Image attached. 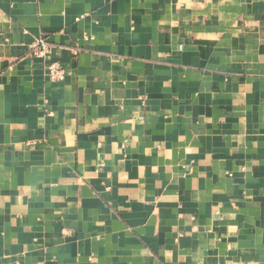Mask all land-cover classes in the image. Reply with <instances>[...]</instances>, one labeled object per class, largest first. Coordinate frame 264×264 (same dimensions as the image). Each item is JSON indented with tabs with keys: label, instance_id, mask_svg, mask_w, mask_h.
<instances>
[{
	"label": "crops",
	"instance_id": "1",
	"mask_svg": "<svg viewBox=\"0 0 264 264\" xmlns=\"http://www.w3.org/2000/svg\"><path fill=\"white\" fill-rule=\"evenodd\" d=\"M0 264H264V0H0Z\"/></svg>",
	"mask_w": 264,
	"mask_h": 264
},
{
	"label": "built area",
	"instance_id": "2",
	"mask_svg": "<svg viewBox=\"0 0 264 264\" xmlns=\"http://www.w3.org/2000/svg\"><path fill=\"white\" fill-rule=\"evenodd\" d=\"M54 47L45 39V37H37L28 47V55L38 58L46 59L53 51ZM46 75L51 83L62 82L67 76V71L61 67L57 62H50L46 66Z\"/></svg>",
	"mask_w": 264,
	"mask_h": 264
}]
</instances>
